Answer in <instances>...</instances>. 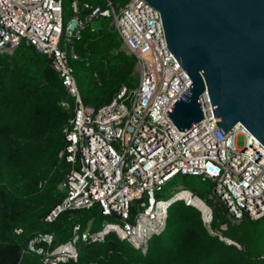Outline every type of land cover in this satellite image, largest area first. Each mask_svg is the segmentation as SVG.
Instances as JSON below:
<instances>
[{"label":"built area","instance_id":"obj_1","mask_svg":"<svg viewBox=\"0 0 264 264\" xmlns=\"http://www.w3.org/2000/svg\"><path fill=\"white\" fill-rule=\"evenodd\" d=\"M105 3L72 0L73 14L64 24V0H0V52L11 54L22 41L33 44L50 57L73 100L61 101L71 113L65 128L68 144L59 154H66L71 164L61 182L65 197L43 219L95 205L106 216L97 229L91 227L94 218L85 228L75 223L71 238L55 246L54 234L38 232L30 249L40 253L44 263L57 264L77 259L79 240L99 242L114 234L146 253L178 200L202 211L211 234L235 243L210 227L214 205L188 188L168 197L160 190L179 173L196 175L212 182L209 198L227 207L230 222L244 216L259 219L264 216V146L241 123L224 133L207 94L202 95V122L186 133L179 130L167 111L192 80L168 48L160 11L147 0H129L124 6ZM84 9L88 13L82 14ZM100 16L112 18L122 48L136 56L139 82L96 107L82 100L70 57L80 58L76 41ZM239 135L244 137L242 147L237 146ZM192 198L202 200L206 211Z\"/></svg>","mask_w":264,"mask_h":264},{"label":"trees","instance_id":"obj_2","mask_svg":"<svg viewBox=\"0 0 264 264\" xmlns=\"http://www.w3.org/2000/svg\"><path fill=\"white\" fill-rule=\"evenodd\" d=\"M81 1L106 5L105 0ZM111 1L124 6L129 0ZM72 14V0H64V24ZM96 19L101 25L92 27V19L85 26L75 45L80 58L70 57V63L82 100L99 107L122 88L136 87L138 74L137 58L122 48L112 18ZM63 100L73 102L50 57L33 44L22 41L13 53L0 52V264H46L29 247L36 233L54 234L55 246L71 238L75 223L85 228L94 218L91 227L97 229L106 219L96 205L43 219L65 197L61 182L71 168L66 154L59 155L68 144L65 128L71 117ZM184 176L183 188L214 205L210 227L235 243L211 234L202 211L178 200L146 253L111 234L99 242L79 240L77 259L57 264H264V216L232 223L227 207L209 198L210 180Z\"/></svg>","mask_w":264,"mask_h":264},{"label":"water","instance_id":"obj_3","mask_svg":"<svg viewBox=\"0 0 264 264\" xmlns=\"http://www.w3.org/2000/svg\"><path fill=\"white\" fill-rule=\"evenodd\" d=\"M192 83L168 109L183 133L205 116L207 94L223 132L243 124L264 146V0H147Z\"/></svg>","mask_w":264,"mask_h":264},{"label":"rangeland","instance_id":"obj_4","mask_svg":"<svg viewBox=\"0 0 264 264\" xmlns=\"http://www.w3.org/2000/svg\"><path fill=\"white\" fill-rule=\"evenodd\" d=\"M100 25H101L100 19H93L91 21V26L94 28L99 27ZM137 78H138V75H137ZM138 82H139V79H138ZM243 145H244V137L242 135H239L237 137V146L242 147ZM184 179H185V176L179 173L176 176L172 177L169 181H167L160 190V194L162 195V197H168L171 194L178 191L181 187H183ZM211 185H212V182H211Z\"/></svg>","mask_w":264,"mask_h":264},{"label":"bare ground","instance_id":"obj_5","mask_svg":"<svg viewBox=\"0 0 264 264\" xmlns=\"http://www.w3.org/2000/svg\"><path fill=\"white\" fill-rule=\"evenodd\" d=\"M190 201H192L194 204L198 205L199 207H202L206 211V207L203 204L202 200H200L198 198H192V199H190Z\"/></svg>","mask_w":264,"mask_h":264}]
</instances>
